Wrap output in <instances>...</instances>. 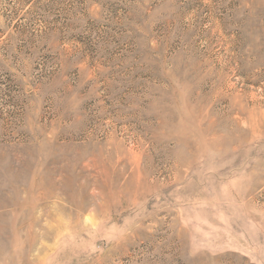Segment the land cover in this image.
I'll return each instance as SVG.
<instances>
[{
	"label": "rangeland",
	"instance_id": "1",
	"mask_svg": "<svg viewBox=\"0 0 264 264\" xmlns=\"http://www.w3.org/2000/svg\"><path fill=\"white\" fill-rule=\"evenodd\" d=\"M0 264H264V0H0Z\"/></svg>",
	"mask_w": 264,
	"mask_h": 264
}]
</instances>
